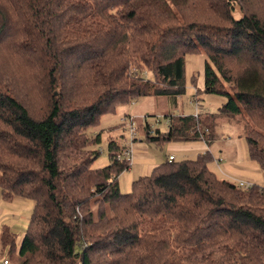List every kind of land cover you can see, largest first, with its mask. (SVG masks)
<instances>
[{
  "label": "trees",
  "instance_id": "trees-1",
  "mask_svg": "<svg viewBox=\"0 0 264 264\" xmlns=\"http://www.w3.org/2000/svg\"><path fill=\"white\" fill-rule=\"evenodd\" d=\"M248 1L0 0V192L35 202L18 251L4 225L0 253L20 264H264V185L220 178L207 150L122 193L121 145L110 140L111 163L93 169L101 134H87L132 101L176 102L186 55L204 52V92L227 101L209 116L168 113L169 131L148 140L211 145L219 120L244 116L264 171V14Z\"/></svg>",
  "mask_w": 264,
  "mask_h": 264
},
{
  "label": "rangeland",
  "instance_id": "rangeland-1",
  "mask_svg": "<svg viewBox=\"0 0 264 264\" xmlns=\"http://www.w3.org/2000/svg\"><path fill=\"white\" fill-rule=\"evenodd\" d=\"M263 3L264 0H250L245 4L250 5L249 12L252 10V12L257 11L264 14ZM234 13L236 17H241L244 14L239 3L235 6ZM185 58L186 91L177 97L176 102L169 96H150L142 98L141 100L132 101L128 105L119 106L113 113L103 115L99 125L90 128L87 132L91 137H94L98 133L101 134V142L91 147L93 150L96 149L99 151V155L91 163V168L98 169L111 163L108 149L110 140L118 141L122 149L129 145L126 140L129 133L126 126L123 125L122 118L131 115L137 121L139 129L138 137L140 140L136 139V147L133 150V161L130 163L131 168L122 172L118 177L122 193H129L132 189L133 182L147 174V160L155 159L156 162H166V158L170 152L177 156L174 161L184 159L194 160L199 153H202V147L197 146L202 145L201 142V144L199 142L187 144L192 147L191 149L171 150L169 145L173 144L148 140L147 136L158 134V131H161V133L166 132V113L195 115L196 113L202 112L204 116H209L208 114L210 113H217L227 101L225 96L223 97L214 93L209 95L204 92L203 69L205 61L208 58L206 54L204 52L188 54ZM18 59V55L15 54L13 58H10L11 61L5 64L6 66L11 64V69L14 70L16 68L15 62ZM224 86L226 89H230L229 83L225 82ZM41 102V100H38L36 106ZM170 116L171 123H173L174 115ZM244 123L245 117L240 115L230 121L227 119L218 121V125H216L217 140L216 142L214 140L210 148V152L215 159L212 160L210 167L220 178L228 179L236 183L244 181L264 185V171L260 169L256 161H253L248 156V144L244 136ZM151 128L155 129L156 133L150 134L149 129ZM137 145L139 146L137 147ZM226 150L232 153L231 157L227 154L225 155L223 151ZM241 167L253 171L254 174L250 176L249 181L242 178L246 175L237 171ZM34 207L35 203L32 199L15 197L13 200L7 201L3 199L0 192V237L3 233L2 226H9L17 234V251L23 239L28 221L34 211ZM6 258L10 260V264H20L17 252L14 251L11 253L10 247L4 250L3 253H0V261Z\"/></svg>",
  "mask_w": 264,
  "mask_h": 264
},
{
  "label": "built area",
  "instance_id": "built-area-1",
  "mask_svg": "<svg viewBox=\"0 0 264 264\" xmlns=\"http://www.w3.org/2000/svg\"><path fill=\"white\" fill-rule=\"evenodd\" d=\"M123 120V125L126 126V129L129 133L128 137H126V140L128 141V146H125L120 152L117 153V158L119 160L121 159H124V160H128L132 161V157H133V150H134V147H135V144L137 142L136 139H139L140 138L138 137V134H139V129H138V125H137V121L135 120V118L131 115H127V116H124L122 118ZM166 132L169 131L170 129V125L172 124L171 123V116H166ZM149 133L150 134H154L156 133V130L151 128L149 129ZM156 135V134H154ZM175 160V155L171 154L168 156V161H174ZM238 185L240 187H243L244 189H250L253 185V183H250V182H244V181H241L240 183H238ZM0 264H10V260L8 258L4 259L3 261H0Z\"/></svg>",
  "mask_w": 264,
  "mask_h": 264
},
{
  "label": "crops",
  "instance_id": "crops-1",
  "mask_svg": "<svg viewBox=\"0 0 264 264\" xmlns=\"http://www.w3.org/2000/svg\"><path fill=\"white\" fill-rule=\"evenodd\" d=\"M203 86H204V84H203ZM205 87V86H204ZM203 88V87H202ZM139 100H141V99H139ZM208 113H210L209 111H207ZM202 113V112H201ZM203 113H205V112H203ZM166 114H168V113H166ZM172 114H174V113H172ZM219 127V126H218ZM216 140L217 139H215V142H216ZM191 142L192 143H197V142H201L202 143V145H197V146H201L202 147V152H205V151H207V150H209L210 151V148H211V146L213 145V143H214V141L211 143V145H208V144H206L203 140H200V139H198L197 141H177V142H170V144H173V145H169V147H170V149L172 150V149H176V150H187V149H191L192 147H190V145H187V144H191ZM200 143V144H201ZM139 145H137V147H138ZM197 146H195V147H197ZM135 147H136V144H135ZM135 147H134V149H135ZM194 147V146H193ZM224 153H225V155L227 154L229 157H231L232 156V153H230V152H228L227 150L226 151H223ZM211 153V152H210ZM171 154H173L172 152H170L169 154H168V156L169 155H171ZM174 155V154H173ZM234 155H235V153H234ZM168 156H167V160H168ZM177 156H175V158H176ZM214 158V157H213ZM132 159H133V157H132ZM215 159V158H214ZM133 161V160H132ZM132 161H131V163H132ZM147 163H148V167H147V169H146V171H147V174L146 175H149L150 173H151V171L153 170V168L154 167H156V166H158V165H160V164H162L163 163V161H162V163H160V162H156V160L155 159H152V160H147ZM132 165V164H131ZM131 168V167H130ZM237 171H240V172H242V174H244V175H246L245 177H242V178H244L246 181H249L248 179H250V176L251 175H253L254 173H253V171H251V170H248V169H246V168H242L241 167V169H238ZM263 171V170H262ZM35 203V202H34ZM2 210V209H1ZM11 229V228H10ZM13 231V230H12Z\"/></svg>",
  "mask_w": 264,
  "mask_h": 264
}]
</instances>
